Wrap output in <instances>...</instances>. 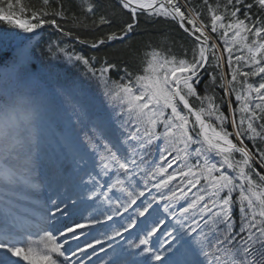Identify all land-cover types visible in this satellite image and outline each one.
Here are the masks:
<instances>
[{"label": "snow or ice", "instance_id": "1", "mask_svg": "<svg viewBox=\"0 0 264 264\" xmlns=\"http://www.w3.org/2000/svg\"><path fill=\"white\" fill-rule=\"evenodd\" d=\"M76 8L80 15L72 0H0V24L19 30H0V264H96V245L101 264H264V0H77ZM141 17L174 22L191 48L149 45L140 72L124 68L118 81L114 63L95 68L48 48L87 66L99 106L53 87L58 67L36 60L45 25L97 49L131 40ZM102 26L110 30L92 40L75 31ZM145 181L164 190L159 201L140 199ZM41 199L35 221L17 210ZM88 209L96 214L86 223L62 219ZM124 213L119 227L108 223ZM84 228L102 238L72 249Z\"/></svg>", "mask_w": 264, "mask_h": 264}, {"label": "trees", "instance_id": "2", "mask_svg": "<svg viewBox=\"0 0 264 264\" xmlns=\"http://www.w3.org/2000/svg\"><path fill=\"white\" fill-rule=\"evenodd\" d=\"M22 2L26 6L31 4L32 6L39 7L40 5V0H22ZM76 2L77 0H72V7L73 10L77 12V15H80L81 13L76 8ZM103 2L106 4H114L115 0H103ZM193 2L195 4H201L202 0H193ZM212 2H215V0H212ZM224 2L225 0H221V3ZM248 2H251V0H248ZM253 11H255V9ZM15 14L22 15L19 13L18 7L15 10ZM119 19L121 21L131 22L130 15L127 13L119 14ZM0 26L8 27L3 24H0ZM102 27L103 31L84 30L83 28L75 29V31L82 39L92 40L110 30L107 26ZM39 31L41 35L39 36L35 47L36 60L45 68H47L50 64H55L59 69V74L52 81V86L58 87L66 85L77 91H82L86 93V95L90 93V95L93 96H96L98 92L96 91L95 82L90 80V73L88 72L87 66L83 64H69L64 60L63 55L60 56L58 59L59 61H54L55 59L53 58V54L48 51L50 45L54 50L55 47L59 45L60 47L66 49L69 54L83 55L85 58L89 59L92 66L95 68L101 67V65L105 64V62L116 64L117 67L112 69L109 75L112 80L117 81L124 75V68H127L133 73L140 72L143 61V52L147 50L149 45L159 47L170 43L171 40H175L177 42V46L173 50L178 54L182 51L179 47L181 44H183L185 48H191V42L182 38L183 34L177 28L175 23L162 18L153 22L149 19L141 17L131 40L126 41L124 44L116 42L113 46H101L97 49H93L88 45H82L75 39L62 37L60 33L56 32L55 29L49 25H45L44 29ZM212 70L213 69L211 68L209 69V71ZM225 71H227L226 68ZM205 80H207V77H205ZM89 85L91 86L89 87ZM200 92L203 94L202 86L200 88ZM216 92L218 94L217 98L219 99V96L223 95V90L217 89ZM84 97L82 98L84 99ZM193 104L197 105L198 102L193 100ZM258 170L264 174V170ZM135 236L133 240H135Z\"/></svg>", "mask_w": 264, "mask_h": 264}, {"label": "rangeland", "instance_id": "3", "mask_svg": "<svg viewBox=\"0 0 264 264\" xmlns=\"http://www.w3.org/2000/svg\"><path fill=\"white\" fill-rule=\"evenodd\" d=\"M0 30H6L8 32H19L18 29H12L10 27H6V26H0ZM39 31V30H38ZM10 48H14V42L10 43ZM5 55L6 58L8 57L9 61L12 59V51L9 49H5ZM54 61H59L58 59H55ZM61 62V61H60ZM90 97H89V96ZM86 95L84 97V100L86 102H91L92 104L99 106L101 103V98L99 93L96 94V96L90 95V93ZM55 131V130H54ZM49 151H51V149H49ZM45 169L43 167H41V169L39 170V177L41 179H43V177L45 176ZM145 183H148V188H144V184L141 183L139 188H137V191H141L143 190L145 192V196L141 197V200L144 199H151L153 196L157 197V200H160V194L162 191H164L163 189L161 190H157L156 188L152 187V184L145 181ZM48 190L45 188L43 189V195L47 196ZM111 195V194H110ZM116 195H119V193H116ZM43 199L40 200V203H18L17 204V210L20 211L21 213L25 214L29 219L35 221V219L42 214L43 209L41 207V205L43 204ZM137 203H140V201H137ZM163 203H166V201H160V204L162 205ZM156 205H154L155 207ZM107 207V205H102L100 207V211H103L105 208ZM135 207V205L133 206ZM131 211V209H130ZM95 215L96 213L93 212L92 209H88L87 211H80V210H74L71 212L70 215L63 217V221L65 224L67 225H74L75 222H80V223H86L87 222V218L89 217V215ZM128 214L124 213V216H116L114 217L113 221H108L109 224H111L113 227H119V224L124 221V217H126ZM235 217L237 219H239V214L238 211L235 213ZM173 221L171 219L168 220V223H172ZM96 228H99V226H96ZM132 236L129 237V233H124V239L123 242L126 244L128 239H133L135 234H136V229H132ZM77 234L79 235V240H69V245L71 246L72 249H75L77 251H79L76 246L80 245V247H86L88 242H94L95 238H102V232L97 231L95 228H84V229H77ZM71 233L69 234V237H71ZM64 238L60 237V240L62 241ZM120 239V238H118ZM69 245H66V247H69ZM106 247V245H105ZM99 248L100 245H96V249L98 251V255L101 259H106L105 254L103 252H99ZM92 249H88V252H91ZM110 251V250H109ZM70 254V253H69ZM80 256L84 257V259L86 260L87 257L84 255V253H80ZM15 259V258H14ZM76 257H73V260H76ZM101 259H98L96 256L93 257V261L96 262V264H101ZM21 264H23V262H21ZM88 264H92L91 261L88 262Z\"/></svg>", "mask_w": 264, "mask_h": 264}]
</instances>
